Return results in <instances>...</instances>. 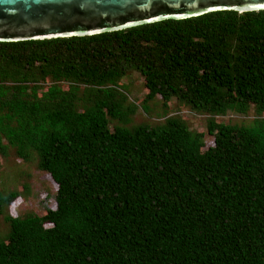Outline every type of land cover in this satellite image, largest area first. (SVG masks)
Instances as JSON below:
<instances>
[{"label": "trees", "instance_id": "trees-1", "mask_svg": "<svg viewBox=\"0 0 264 264\" xmlns=\"http://www.w3.org/2000/svg\"><path fill=\"white\" fill-rule=\"evenodd\" d=\"M130 70L144 100L264 112V9L0 41V156H34L56 186L42 215L2 214L0 264H264V118H209L205 145L171 116L110 130Z\"/></svg>", "mask_w": 264, "mask_h": 264}, {"label": "water", "instance_id": "water-1", "mask_svg": "<svg viewBox=\"0 0 264 264\" xmlns=\"http://www.w3.org/2000/svg\"><path fill=\"white\" fill-rule=\"evenodd\" d=\"M264 9V0H0V41L88 35L214 10Z\"/></svg>", "mask_w": 264, "mask_h": 264}, {"label": "rangeland", "instance_id": "rangeland-1", "mask_svg": "<svg viewBox=\"0 0 264 264\" xmlns=\"http://www.w3.org/2000/svg\"><path fill=\"white\" fill-rule=\"evenodd\" d=\"M43 81L44 85L47 81ZM59 85L66 87L64 82ZM118 86L122 88L126 98L121 100L122 98L118 96L115 100L119 101L123 114L121 113L118 119L109 120L110 130L119 124L126 127L137 124L154 126L163 123L166 117L171 116L181 120L191 134L202 133L200 140L205 145L212 140V136L206 132L209 118L215 123L238 126H249L254 119L264 118V112L258 111L253 104H247L242 112L227 109L225 113L218 114L196 112L174 98L166 102H163L159 96L144 100L146 89L143 78L132 70L119 79ZM75 96L78 100L76 106L79 107L85 100L80 86ZM36 163L34 156L25 161L16 158L12 149H9L6 156H0V191L7 192L14 189L19 192L18 196L0 213V237H4L8 230L7 223L2 218L3 213L8 212L11 216L42 215L54 206L56 186Z\"/></svg>", "mask_w": 264, "mask_h": 264}]
</instances>
